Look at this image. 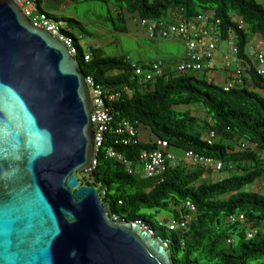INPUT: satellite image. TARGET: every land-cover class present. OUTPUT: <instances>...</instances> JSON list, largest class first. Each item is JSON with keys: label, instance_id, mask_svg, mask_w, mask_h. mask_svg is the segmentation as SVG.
<instances>
[{"label": "trees", "instance_id": "trees-1", "mask_svg": "<svg viewBox=\"0 0 264 264\" xmlns=\"http://www.w3.org/2000/svg\"><path fill=\"white\" fill-rule=\"evenodd\" d=\"M117 3L128 13L137 14L141 21L155 19L167 24L181 17L194 18L207 9L215 10L221 20L218 28L223 39L236 36L242 77L232 78L234 87L227 91L218 80H210L207 71L195 74L165 70L155 81L141 85L140 75L127 57L106 56L99 47L90 48V54H86L82 39L75 33H86V23L66 19L69 34L78 47L81 70L87 77L93 76L97 82L120 92V97L110 104L114 120L97 155V165L81 178L82 184L98 188L111 217L141 221L155 231L156 237L169 239L168 250L174 264H264V194L245 190L264 178V74L258 72V58L249 54L252 44L264 45V4L259 0ZM39 9L53 16L41 8L40 0ZM173 12L177 19L169 22L167 18ZM121 17L126 25L127 17ZM236 18L244 21V26ZM125 25L121 26L123 32H127ZM86 55L91 56L89 61ZM126 85L132 93L125 90ZM196 104L204 115L191 108ZM182 107L187 109L181 110ZM124 119L137 122L138 131L140 125L145 126L154 136L152 142L143 143L138 132L136 143H120L117 127ZM211 131L216 132V137L210 142L207 137ZM161 139L168 141L169 149L178 154L194 151L213 157L222 164L219 171L232 174L212 181L210 176L215 169L183 162L169 165L162 176L145 178L141 172L130 174L123 162L106 155L108 148H114L138 165L143 152L156 149ZM188 201L195 205V211L189 209ZM231 216L236 219L231 220ZM175 221H185L186 227L171 229ZM251 229L257 233L250 238Z\"/></svg>", "mask_w": 264, "mask_h": 264}, {"label": "water", "instance_id": "water-1", "mask_svg": "<svg viewBox=\"0 0 264 264\" xmlns=\"http://www.w3.org/2000/svg\"><path fill=\"white\" fill-rule=\"evenodd\" d=\"M93 109L79 59L0 0V264H174L77 176L96 158Z\"/></svg>", "mask_w": 264, "mask_h": 264}, {"label": "built area", "instance_id": "built-area-1", "mask_svg": "<svg viewBox=\"0 0 264 264\" xmlns=\"http://www.w3.org/2000/svg\"><path fill=\"white\" fill-rule=\"evenodd\" d=\"M19 4L29 17L31 22L37 27H41L58 37L67 47L71 54L77 57L78 47L69 34L70 29L67 24L54 16L49 15L39 9V0H13ZM242 26L244 21L236 18ZM142 25L146 28L147 34L150 38H182L186 42V52L184 60L179 63L174 69L178 73H195L201 74L208 72L210 80L220 79L215 77L217 72L216 59L218 55L222 57L221 70L229 71L225 77L224 85L228 91L234 87L235 81L232 78H241V60L239 59V47L236 42V36L231 34L226 40L229 44V49H220V42L223 40L221 31L218 25L221 20L216 17V11L207 9L203 13L191 19L180 18L174 23H165L162 20L143 19ZM249 54L255 56L259 60L257 64L258 72L264 74V45L252 44L249 49ZM86 61L91 59L90 55H86ZM129 59V58H128ZM130 60V59H129ZM133 67L140 75L138 83L141 85L155 81L159 76L164 74V63L161 60L151 63L149 66L140 65L137 61H132ZM225 62V63H224ZM216 67V68H215ZM219 69V68H218ZM225 73V72H224ZM135 77L132 78L134 80ZM87 84L90 88L91 100L93 103L92 122L94 125L95 134V149L96 158L92 166L86 170L89 174L97 165V155L104 146L107 133L110 131L114 116L112 114L111 103L115 102L120 97V92L104 86L96 81L93 76H86ZM125 90L132 93L129 85H126ZM137 122L128 119L122 120L117 127V132L120 134L119 142L124 145H129L137 142L138 128ZM216 137V132L211 131L207 140L210 142ZM246 146V144H244ZM170 144L166 140H159L157 148L151 151H144L142 154V161L137 165L136 162L127 157L126 154L114 149L108 148L106 155L123 162L127 171L130 174L141 172L145 178H154L162 176L169 165L178 166L181 163H186L190 166L202 165L207 168L215 169L217 165L221 164L213 157H206L198 155L194 151H186L184 154H178L171 151ZM222 165V164H221ZM219 165V166H221ZM187 206L191 211H195V205L188 201ZM114 221H119V217L112 216ZM235 220V216L230 217ZM244 219V215H241ZM149 230L154 236L155 231L147 227L141 221H136ZM186 227V222H172L171 229ZM257 233L256 229H251L248 236L251 238ZM156 237V236H155ZM157 240L165 247L169 248L170 240L162 237H156Z\"/></svg>", "mask_w": 264, "mask_h": 264}, {"label": "rangeland", "instance_id": "rangeland-1", "mask_svg": "<svg viewBox=\"0 0 264 264\" xmlns=\"http://www.w3.org/2000/svg\"><path fill=\"white\" fill-rule=\"evenodd\" d=\"M264 4V0H259ZM113 4H106L101 1H68L67 11L73 14L76 18L82 20L86 23L87 28L94 33L90 35H84L83 40L87 42V44L92 43L94 46H103L107 51L112 49H124L125 52L129 53L134 59L138 58V55L148 54L151 57L158 56V53L161 56H164L163 49L161 46L157 48H153V41L146 36V30L139 24V22H134L133 19L127 18V27L129 33H120L117 31V28L124 26V22L121 19L122 17L118 14V10L114 3H117V0H111ZM62 16V15H61ZM62 20V17L58 18ZM80 34L81 32L78 31ZM114 36V37H113ZM116 40L115 44H110V40ZM257 43V39L254 41ZM171 49L176 57H182L181 54H184L185 48L183 46L178 45H170ZM220 49H229L228 41L223 39L220 44ZM225 63V62H224ZM223 74V79H221V75ZM204 76V75H202ZM220 78V84H224L225 73L223 71H217L215 77ZM205 77V76H204ZM193 110H201V115H204L202 109L199 105L191 106ZM181 110L187 109L180 108ZM202 117V116H201ZM139 138L143 143H151L152 138L154 137L150 131L143 125L139 126ZM221 165V164H219ZM217 165L215 168V172L210 176L212 181L221 180L224 177L230 176L232 173L229 171H219L222 167ZM79 178L87 177V173L82 172L79 175ZM247 191H260L264 194V182L260 185L259 183L250 184L246 187ZM165 216H162L163 218Z\"/></svg>", "mask_w": 264, "mask_h": 264}, {"label": "crops", "instance_id": "crops-1", "mask_svg": "<svg viewBox=\"0 0 264 264\" xmlns=\"http://www.w3.org/2000/svg\"><path fill=\"white\" fill-rule=\"evenodd\" d=\"M68 1L71 0H40V6L43 10L49 12L50 14H52L54 17L56 18H60L62 17V20L65 22L66 19H76L78 21L83 22L82 20L76 18L73 14L69 13L67 11V7H68ZM74 1V0H72ZM106 4H113L111 2H108ZM114 5L116 6L117 10H118V14L121 16L123 15V18H129L130 20L133 19L134 22H139V24L146 30V28L142 25V22L139 18V16L137 14H130L128 13V11L126 10L125 7H121L118 3H114ZM125 14V16H124ZM62 15V16H61ZM168 21L172 22L175 21L177 19V13L173 12L170 14ZM66 23V22H65ZM85 23V22H84ZM127 28V32H123L121 31V27L117 28V31L120 33H129L128 32V27L127 25H125ZM85 31L86 33H83L84 35H94V33L92 31H90L86 25H84ZM81 32V31H80ZM146 36H148L147 31H145ZM75 33L82 39L81 40V44L85 49L86 54H90V48L92 47H99L100 49L103 50L104 54L106 56H122V57H127L132 61H137L138 63H143L145 64V66H149L151 63L161 60L164 63V69L167 70H174L176 68V66L181 63L184 58H185V52H186V42L179 37H175V38H168V39H164V38H150L148 36L149 39H151L153 41V48L155 50V48H157L158 46H161V48L163 49L164 56H161V54L158 53V56L156 57H151L148 54H144V55H138V58L134 59L129 53L125 52L124 49H112V50H106L103 46H94L92 43L87 44V42L85 40H83V34L82 32L79 34L77 32V30L75 31ZM114 37V36H113ZM110 44H115L116 40L111 39ZM170 45H178V46H183L185 48L184 54H181L182 57H176L171 49ZM216 64L217 66H219V71L221 70V64H222V59L221 57L218 55L217 59H216ZM224 72V71H223ZM226 76V74H225ZM221 79H223V74L221 75ZM140 139V138H139ZM262 182H264V178L257 182L260 185L262 184Z\"/></svg>", "mask_w": 264, "mask_h": 264}]
</instances>
